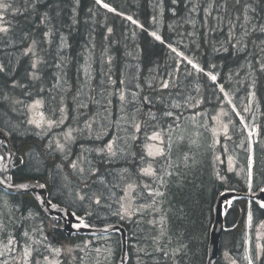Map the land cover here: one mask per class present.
<instances>
[{"label":"trees","instance_id":"16d2710c","mask_svg":"<svg viewBox=\"0 0 264 264\" xmlns=\"http://www.w3.org/2000/svg\"><path fill=\"white\" fill-rule=\"evenodd\" d=\"M23 1L24 0H10L9 3L15 2L20 6ZM26 1L28 5H32L33 0ZM161 1L163 10L161 16L162 30H160V27L157 25L158 8L153 6V0H103L104 3H108L111 7L115 8L117 12L126 16H131L132 19L143 26L142 28L135 26L118 14L104 10L97 5L94 0H79L78 4L76 0H38L36 6L38 9V17L37 19L28 21L26 27H30V30L41 31L38 36L35 35V39L39 43L38 53L49 62V65H51L52 61L56 58V51L60 44V35H64L69 45V47L64 50V55L70 57L65 71L68 73V77L72 82V84L68 83L72 88L71 92L75 91L77 88L79 69L83 59V52L86 50L85 48H87V45H90L91 48L95 45L94 54L92 52L93 58L95 57L94 84L97 81L96 78L100 75V60L105 61V73L109 71L106 57H102L101 55L105 47H107L108 54L114 57L110 67L111 75H114L116 79H119L121 73H125L127 70L129 53L131 52L132 55L136 57L135 60L141 68L140 81H142L141 86H143L141 93L151 96L154 102L159 103L160 100H164L170 104L174 97H178L182 93L185 94L186 89L191 88V83L194 84L191 79L195 77L200 84V96L202 97V101L198 107L199 111H204L206 109H210L211 112L215 111L217 102L212 97L214 93L211 92V88L215 89L214 92H217L216 83H218L224 86L225 91L228 93L229 100L251 127L252 124L244 111L245 103L242 100L244 93L241 94V90L239 89V86H242L240 83V75H235L236 71L242 66L245 56H247L250 51L247 50L245 53H242L241 51L232 49L224 43L227 38V28L224 26L217 29L215 32H207L206 35L204 28L198 30L195 35V37H197L195 42H197L199 46L197 47L195 45L196 43L192 44L191 49L187 51L188 54L194 53L197 55L196 58L193 59L198 62L205 72H211L217 75V82L214 84L205 74L201 72L197 73L196 70L187 66L186 68L191 75L185 78V82L181 83L180 78H177V80L173 82L179 85V88L160 90L158 80L161 76L166 78L168 73L175 70L176 60L178 59L165 44L175 45V36L180 31L187 33L186 27H182L181 25L187 14L186 5L188 4V0H177L176 5H173L171 0ZM202 1L203 3L206 2V0ZM233 3L234 0H229L230 11L232 10ZM245 3L250 4L251 8L255 9V12L252 13L254 22L257 21L256 23H260V20L264 16V0H242L241 6L238 9L241 13L243 12V4ZM173 8L176 10V15H173ZM73 9H75V13ZM45 12H48L51 16L56 29L51 46L42 42L43 32L45 30L42 28L43 25H39V20L41 16L40 13L44 14ZM154 17L155 20L153 19ZM18 19L20 20V16H18ZM74 20L75 23H73ZM241 20H243L242 15ZM175 22H177V24H174ZM211 23L214 24L213 21ZM173 24V28L171 30L168 29V26ZM109 27L112 28V33L106 41L104 37L107 35V29ZM154 31L165 40V44L156 41L148 33ZM27 37H29V39L26 41V45L30 41L32 35ZM251 40L261 41L264 40V36L259 33H253L248 38V49H254V44ZM220 41H223V47H221ZM216 43L221 47L218 51L214 49ZM225 48L228 50L225 51ZM40 49H44V51L41 52ZM251 52H253V50ZM5 53L8 56L7 58H12L10 57L11 52H8L7 49H5ZM24 57L22 61L17 63V67H14L15 63L9 66L8 73H11L10 76H6L7 74L3 73L0 74V86L3 93L9 94L12 89L10 87L4 88L3 83L5 80H9L10 77H14L18 82L28 86L26 89L20 88L21 99H29L24 96L25 91L32 92L33 95L31 98L34 99L36 98L35 92L38 90L39 85H34L28 78V72L31 71V56ZM257 58L258 57L253 56L252 61L256 65V84L254 91L256 102L261 108L259 129L260 136L262 137L264 134V72L259 71V65L255 63ZM213 65L215 67H213ZM13 68L15 70H13ZM54 69L55 68H52V71L51 67L43 68L45 80L49 84L53 82L51 80V74L55 71ZM151 72L155 75L152 81L154 88H147L144 85L143 77ZM186 84L187 86H185ZM17 89L19 88L13 89V91L19 96V91L16 92ZM217 93L220 98V93ZM69 100L70 99L66 98V101L72 107L73 103ZM6 103L5 100H0V114L4 116H2V118L6 117L5 119L8 122L9 117H7V115L9 116L10 111ZM228 109L229 112L225 121L229 122V127L228 130L219 137L216 145L211 147L207 146L204 149L199 146L193 147V142L191 146H189L187 144L188 141H185L172 144L171 151L169 152L173 164V168L171 169L173 175L167 176L168 182L166 183L163 192L164 195L161 199L162 209L164 211L162 225L167 228L164 231V235L160 234V237H172L173 241L171 246L179 248V253L176 258L178 264H206L209 234L214 220L213 207L218 193L224 189H233L239 192L247 191V136L241 128V132L243 133H241V135L244 136L245 144H243L242 147L238 146L236 139H239V136L236 131L241 126L231 109L229 107ZM153 110L155 111L156 109ZM89 114H91L90 111L87 115ZM169 121L168 118H164L161 114L159 121L160 125L165 126L169 124ZM231 123H233L232 126L234 129L231 128ZM0 128L2 127L0 126ZM9 134L10 143L17 153V166L12 176L13 183L16 184L26 180H37L46 186L49 196L54 203L70 208L64 197H53L52 193V179L56 177L54 173L57 167H54V164L60 162L61 165L65 162H62L63 158L59 152L53 150V148L52 150L47 149V147L43 148L44 141H40L41 139L39 140L38 136L32 134H27L26 136L18 135L16 132ZM32 150L35 152L34 156H37L40 160L37 169L34 168L36 164H32V162H30V157H27ZM136 150H138V147ZM157 159L161 161L160 158ZM148 160L151 161V158ZM253 163L254 180L252 191L264 185V149L258 144L255 145ZM130 164L134 167L133 163ZM97 166L100 169L98 176L106 177L109 175V172H112L115 165L101 164L98 162ZM33 169L36 171L38 170V172H33ZM107 171L109 172L107 173ZM0 196L9 199L7 207L5 206L7 200L4 198L0 199V210L4 212V215L0 214V217L7 216L4 224L0 222L2 226L5 225L8 227L7 225H10L11 230L14 231L15 229L18 230V232L21 227V231H23L22 229L26 222L24 221L21 223L18 219L24 216L27 217L26 214L33 212V214L35 213L38 215V221L40 220L39 225L42 226L44 230L50 228L59 243L72 244L75 243L74 241H81L88 238L78 235L67 238L47 216L41 213L37 202L29 194L9 195L0 190ZM249 206L253 217L251 229V234L253 235L256 225L264 221V210L260 209L255 202H250ZM246 207L247 201L242 199L237 200L232 204L231 208L224 216L225 230L220 237L218 258L213 264H224L220 255L224 250L228 249L234 256L243 251ZM77 214L82 215L81 212H77ZM88 221L89 224L96 227H101L106 223L102 220L93 221L88 219ZM120 224L125 228L128 235L127 264L149 263L148 260L144 262L137 256L138 252L135 244L140 240L137 239L134 234L135 230L133 229V224L128 221H120ZM143 225L144 224H141V226ZM157 232L159 233V231ZM16 236L18 237L17 234ZM113 236L115 237L113 241H117L116 249L117 251L119 250L118 254L120 255L119 235L113 234ZM162 254L159 256H162ZM254 264L264 263L260 261L257 262V260L254 259Z\"/></svg>","mask_w":264,"mask_h":264},{"label":"rangeland","instance_id":"374dc122","mask_svg":"<svg viewBox=\"0 0 264 264\" xmlns=\"http://www.w3.org/2000/svg\"><path fill=\"white\" fill-rule=\"evenodd\" d=\"M10 0H6V2L9 3ZM201 3H203L202 0H200ZM13 3V4H12ZM188 3V1H187ZM13 9H19L18 14H13L12 10L10 9L8 12L0 13L4 15L5 20L7 21V25L10 27V31L7 35L0 33V64H3L6 66L7 70H9V66L14 64V67L17 66V63L19 61H22L23 58V51L24 49L32 42L33 39H35V35H39L41 31H34L30 30V27H26V23L28 21H31L33 19H37L38 17V9L36 7V10L33 11L32 7L28 5L27 1L24 0L23 3L19 6L15 2H11ZM153 6H156L158 8V18L157 25L161 28L162 23V1L161 0H153ZM42 15V13H40ZM18 16H20V20L18 19ZM189 19L188 17V11L184 18V21L182 23V27H186L187 33L180 31L174 38L175 45L178 46V50L182 51L185 55H187L189 58H196L197 55L194 53L188 54L187 51L191 49V45L195 44L197 47L199 46L197 44L195 35L198 30H200L201 22L203 20V12H199L195 14V20H196V27L195 30L193 29V26L191 23L186 22ZM19 21V22H18ZM215 24V21H213ZM257 22V21H255ZM260 22H264V16L260 20ZM174 24H177L175 22ZM173 25H169L168 29H172ZM40 25V24H39ZM223 27V26H222ZM43 30H47V27L43 25ZM206 31V29L204 30ZM237 35L240 34V28L238 27L236 29ZM188 33H194L192 36H189ZM32 35L30 41L26 45V41L29 39L27 37L26 39L21 40V37ZM34 35V36H33ZM228 36V31H227ZM195 38V39H194ZM54 37H52V43H53ZM251 41H257L258 40H251ZM248 38L245 40V43L247 45L246 49L241 50L242 53H245V51H250V53L245 56L244 62L240 69L236 71L235 75H240L241 85L239 86V89L241 90V94L244 93L242 100L245 103L244 105V111L246 113V116L249 118L250 123L252 124L251 127L246 123L245 118L239 113V121L241 122L243 120V123L241 122V127L236 131V133L239 136V139H236V142L238 143V146L242 147L243 144H245L244 136L241 135V128L243 132L246 134V139L248 141V157L251 154L249 151V143L251 142V149L253 150V161H254V149L255 145L258 144L262 149H264V134L261 137L260 136V129H259V120L261 118V108L256 102V95H255V68L256 65L252 61V57L256 56L260 58L262 55L260 52V48L256 45H254V49H248ZM220 44H223V41H220ZM224 46V44H223ZM220 46L216 43L214 45V49L216 51L220 50ZM5 49H7L8 52H11L10 57L5 53ZM86 50L83 52V59L81 61L80 65V71H79V78L77 81V88L75 91H72V88L70 92L67 94V98L70 99L69 101L73 103L72 108L75 109L76 104L73 101V97L76 95L77 89L80 88V81H84L87 79L84 73V66H85V58H88V63L90 64V68L88 69L91 74V80L89 81V84L91 88L95 89L94 92L89 93V95L95 96L97 99L100 98L101 94V81L105 80L106 77L102 75V73H105L104 69V62L100 60V75L96 78V82L94 84L95 79V71H94V62L95 57L93 58L92 52L94 54V48H91L90 45H87ZM89 49H91V52H89ZM253 50V52H251ZM255 51V52H254ZM38 52V49H37ZM39 54V53H38ZM132 55V53H129L128 62H127V70L125 73H121V76L119 79H116L114 75H112V79L116 81L115 85H105L107 87L108 91L113 90H119L120 88H125L126 94L129 99H131V93L137 92L141 93V90H143V86H141V76L140 71L141 68L138 66L137 61L135 60V56ZM31 57V61H32ZM194 60V59H193ZM30 61V63H31ZM195 61V60H194ZM251 62V63H250ZM190 67L191 65L181 64L179 71L175 70L171 72V75H167L166 78H163L162 76L158 80V85L160 86V82L163 79L170 80L172 82H175L177 78H180L181 83L185 82V78L189 77L191 74H189V70L186 67ZM54 67H51V70ZM13 70H15L13 68ZM55 70V69H54ZM66 70V69H65ZM4 74H7L6 76H10L11 73H8V71ZM2 76V75H1ZM208 76V75H207ZM155 75L154 73H149L148 75H145L143 77L144 85L147 88H150L149 85H153L152 81L154 79ZM209 78V77H208ZM66 79L68 83L72 82L70 81L68 77V73L66 72ZM120 79H124L126 81V87L125 85H120L119 81ZM191 88L186 89L185 94H180L178 97H174L170 104L169 108L171 111L174 112V115L172 118H168L170 121L169 124H166L165 126L160 125V122L157 125L156 130L157 131H163L164 132V145L167 146L169 144L168 137H171V143L172 144H178L185 141H188V145L193 147L199 146L200 148H206L214 146L217 144V141L220 136H222V133H225L228 130L229 122H226L225 118L228 115L229 109V96L225 97L224 93H221L219 88L221 84H217V92L220 93L221 97L219 98V94L217 92H214L215 89L211 88V92L214 93L212 96L213 99L217 102V108L215 111L211 112L210 109H206L204 111H199L198 107L200 106V102L202 101V97L200 96V84L197 82V78L192 77ZM210 80V79H209ZM211 81V80H210ZM212 82V81H211ZM139 84L140 87L137 88L136 85ZM177 85V84H176ZM187 86V84L185 85ZM180 86L177 85V87L173 88H179ZM19 89L16 90L19 91ZM84 91L87 93L88 89L85 88ZM13 89L10 91L9 97H11L10 100L3 99V95L6 93L2 92L1 86H0V100H5L7 103V106L9 108L10 114L9 120L5 118H2L3 115L0 114V126L3 129V131H0V139L2 141L4 138L8 140L9 133L16 132L18 135H27L32 134L34 136H37L35 132L37 130L30 129V126L26 125L24 121L26 120V116L22 114L21 106L20 105H14L12 103V100L15 99H21V92L19 91V96L14 93ZM254 93V95H252ZM114 100V104L116 109L119 108L120 102L119 97L114 96L111 97ZM23 99V98H22ZM57 98V104H58ZM27 100V99H26ZM67 102V101H66ZM102 103L104 101H101ZM198 102V103H196ZM68 103V102H67ZM196 104V106H193V104ZM171 104H178L179 107L177 108H171ZM228 105V107H227ZM233 105V104H232ZM231 105V106H232ZM233 107V106H232ZM90 112L91 114L87 115L89 117L92 116L94 112L100 111L99 106L96 104L90 105ZM15 109V110H13ZM247 109V110H245ZM41 111H45V114L47 115V111L45 109H41ZM86 114L89 112V109L83 110ZM192 112V113H191ZM224 113H227V115H224ZM118 114V112H117ZM77 112L73 111L72 116H76ZM59 116V113L57 111V118ZM178 116V119H177ZM4 117V116H3ZM238 117V116H237ZM5 120V121H4ZM233 123H231V128ZM225 126H227V130H225ZM68 127L72 128H83V120L81 119L79 122L76 120H68L65 122V125L55 128L51 135H44V136H38L40 141L43 142V148H46L49 145L50 140H52L51 148L55 150V142L54 137L61 134L62 131H66ZM99 127V125H97ZM7 131H6V130ZM254 129V131H253ZM5 130V131H4ZM110 132H115V125L111 129H109ZM148 134L151 135L152 129L149 128ZM7 132V134H5ZM251 132V135L249 133ZM243 134V133H242ZM74 135L77 137L76 141L71 144V155H68L67 157L60 153L62 156L64 163L60 165V162H56L54 164V167L60 166L59 168H55V176L52 179V193L53 197H64L65 201L69 204L68 209L73 210L74 214L78 216V218L87 220L91 219L93 221L95 220H102L105 223L103 226H109L110 224L118 223L120 224V221H128L133 224V229L135 230L134 234L136 235L137 239L140 241L135 244L136 250L138 252L137 256L142 259L144 262L148 260L149 263L147 264H178L177 261V255L179 253L178 247H172V237H160L161 230L163 228V232L166 230V226L162 225V222L164 220V211L162 209V203L161 199L162 197L157 198L158 199V207L161 209L160 211H153L151 209H142L139 207L140 203H143L144 201H133L131 203L129 211L133 214L130 217H126L125 219L121 220L119 216L113 215L115 211L119 209V204L116 203V199L118 197L123 196L124 193L122 191L124 181H118L117 173L121 169H128V173L126 174V179L128 182L134 181L136 179V176L138 175V167L139 160L136 161L134 167L130 163L131 161L125 162L124 160L117 159L113 161L111 164H114L112 172H109V175L104 177L106 178V181L108 183V187L112 190L115 195H110L108 189H105L103 185L97 183L95 186V192L97 195H101V204L97 205L95 203H89V202H81L77 199H75V189L77 187L83 188V184L79 181L76 175L72 174V170L68 167V164L71 160L76 159L77 155L81 153V145H83L86 148H96L101 147L104 144H107L108 140L111 139V135L104 137L102 141L95 140L94 136L93 139L88 140L85 138V136H81L80 133H74ZM123 135V133H121ZM166 138V139H165ZM60 139L63 142V136L60 135ZM234 139V137H233ZM232 139V142H233ZM238 140V141H237ZM145 141L143 140V137L141 138V145L138 147V150L135 151L140 152L143 144ZM153 144L154 147L161 146L159 145V142H148ZM1 147V145H0ZM233 147V146H232ZM47 149H49L47 147ZM34 150L31 151L27 155V157H30V162L32 164H36V168L39 166V158L37 156H34ZM86 155L89 156V158L94 160V164L98 165V158L96 157V153L93 151L91 153H86ZM169 155V153H168ZM170 156V155H169ZM15 158V153H14ZM149 159V158H148ZM145 161L144 165L141 166H147V163L151 162L149 160ZM172 161V160H171ZM66 163V164H65ZM248 163V158H247ZM107 164V163H105ZM109 165V164H107ZM154 167L156 169L166 168L167 165L165 164V160L161 159V161H158L154 164ZM33 172H38L35 169L32 170ZM68 176V180H65L64 177ZM101 177V176H100ZM165 184L163 187L160 188V191L164 192L167 181V176L164 177ZM13 180V177H12ZM69 181H71V185L69 184ZM20 183H38L37 180H29V181H23ZM89 183H91V180H89ZM119 183L118 187L112 188L113 184ZM141 188L143 187L144 183L152 184L153 187H158V181L156 183H153L152 178L150 177H144L142 180L138 181ZM44 185V184H43ZM46 188V186H45ZM47 190V188H46ZM48 193V191H47ZM29 194V193H28ZM30 195V194H29ZM147 195L145 191V196ZM33 199L34 197L30 195ZM52 197V196H51ZM6 199L5 197L0 196V199ZM107 198V199H106ZM48 199L50 200V196L48 193ZM5 206H8V200L6 199ZM52 201V199H51ZM53 204H56L52 201ZM148 203H151V199H148ZM38 206L39 203L37 202ZM58 205V204H56ZM60 206V205H58ZM63 207V206H61ZM40 211L42 214L45 212L42 210V208L39 206ZM66 208V207H64ZM77 212H81L82 215H78ZM247 212V211H246ZM90 213V214H89ZM0 214L4 215V212L0 210ZM46 214V213H45ZM44 214V215H45ZM27 217H21L18 219V221L26 222L23 226V231L18 232V230H11V226L7 225H0V264L2 262L6 261L7 264H24V248L26 245L30 246L32 249V255L29 257L28 264H117L118 260V253L116 249L117 241H113L115 237L112 234H109L107 236H91L89 238L83 239L81 241H74L75 243L72 244H64L59 243L57 241V238L55 234L51 231V229L44 230L42 226L39 225L38 221V215L33 214V212H30V214H26ZM47 216L52 223H54V218ZM248 215H246L247 217ZM7 217V216H6ZM6 217H0V222L4 224V221ZM61 221H58L57 225L58 227L61 226ZM55 224V223H54ZM141 224H144L141 226ZM264 222H260L256 225L254 228L253 235L249 234L247 230L251 229V222H248V220H245V241L243 246V251L238 253L237 255H232L229 250H224L220 253L221 260L224 264H248L247 259H245L246 256L255 257V254L257 253V245H260L261 248H264V226H262ZM84 225L89 226L88 223L84 222ZM91 226V225H90ZM13 227V225H12ZM95 227V226H91ZM159 231V233L157 232ZM25 232L28 233V237H26L24 234ZM156 232V233H155ZM18 235V237L16 236ZM73 235H77L76 233ZM84 236V235H81ZM31 237V239H29ZM9 238H13V244L9 245L8 240ZM161 238V239H160ZM160 239V240H159ZM128 240V237H127ZM35 241V243H34ZM87 243V247H85V244ZM151 246V247H150ZM139 247V248H138ZM14 249V250H13ZM56 249H59V254L55 251ZM97 249H99V252H97ZM159 249V250H158ZM238 250V249H237ZM163 253V254H162ZM166 253V254H165ZM162 254V256H159ZM235 254V253H234ZM44 257H48V260H45ZM239 261V262H238ZM260 261L264 263V253L261 254V258L257 260V262ZM140 262V261H139Z\"/></svg>","mask_w":264,"mask_h":264},{"label":"snow or ice","instance_id":"6c2138e0","mask_svg":"<svg viewBox=\"0 0 264 264\" xmlns=\"http://www.w3.org/2000/svg\"><path fill=\"white\" fill-rule=\"evenodd\" d=\"M77 4L79 0H76ZM242 0H234L232 5V10L229 8V0H206L205 3H201L200 0H188L186 5L188 11L189 19L186 21L191 23L193 29L196 27L195 14L203 12V20L201 22V27L206 29L205 35L207 32H215L217 29L222 26L227 28L228 36L224 43L230 46L236 51H241L246 49L247 45L245 40L249 38L253 33H259L264 36V22L256 23L252 13L255 12L254 8H251L250 4H243V12L238 11L241 6ZM38 0H33L32 9L36 10ZM173 5L177 4V0H171ZM97 5H101L110 12H116V9L111 7L108 3H104L103 0H96ZM12 10L13 14L19 13V9H13L12 4L6 2V0H0V13L8 12ZM75 13V9H73ZM173 15H176V10L172 9ZM58 14V13H57ZM122 15V13H117ZM241 15L243 20H241ZM128 20H131L133 24H136L137 21L133 20L131 16L127 17ZM155 20V17L153 18ZM215 21V24L211 23ZM40 25L47 27V30L43 32L42 42L51 46L52 37L56 31L55 25L52 22V18L48 12H45L40 16L39 20ZM75 23V20L73 21ZM7 21L5 20L4 15L0 14V33L7 35L10 31V27L6 26ZM140 27H143L140 25ZM240 28V34L237 35V28ZM112 33V28L107 29V35L104 39L107 41L109 36ZM194 33H188L189 36H192ZM155 40L160 41L161 44H165V40L157 34V32L150 33ZM26 34L21 37V40L26 39ZM60 44L56 51V58L52 61L51 65L49 62L44 59L42 55H39L37 52L39 43L36 39H33L30 44L24 49V56H31L33 59L31 61V71L28 72V78L34 85H39L38 90L35 92L36 98H31L33 93L29 91L24 92V96L29 99H15L12 100L14 105H20L22 114L26 116L24 123L30 126V129L37 130L35 134L37 136L51 135L55 128H59L65 125V122L72 119L79 122L83 120V128H72L68 127L66 131H62L61 134L55 136V150L64 154L66 157L71 155L70 146L73 144L77 137L74 133H80L81 136H85L86 139L91 140L93 136L95 140L102 141L104 137L111 135V139L108 140L107 144H104L101 147L96 148H86L81 145V153L77 155L76 159H73L69 162L68 167L72 170V174L76 175L83 188L77 187L75 189V199L83 202L95 203L97 205L101 204V195H97L95 192V186L97 183L104 186L105 189H108L110 195H115L112 190L108 187L106 178L98 176L100 171L99 167L94 164V160L89 158L86 153L95 152L98 162L103 164H111L117 159L124 160L125 162L131 161L133 164L139 160L138 175L134 181L128 182L126 179V174L128 169H121L117 173L118 181H124L122 191L123 196L116 199V203L119 204V209L113 213V215L119 216L121 220L126 217H130L133 213L129 211L131 203L133 201H144L140 203L139 207L142 209H151L153 211H160L158 207L159 197H163L164 193L160 191V188L165 184V176L173 175V164L168 153L171 151L172 143L171 137L169 136V144L165 147L164 145V132L157 131V125L160 121L161 114L164 118H172L174 112L170 110L169 104L167 101L160 100L159 103L154 102L151 96L143 95L142 93L132 92L131 99L128 98L125 88H120L119 90L108 91L105 85H115L116 81L112 79L111 75V64L114 60V57L108 54V48L105 47L104 51L101 53L102 57H106V63L109 65V71L107 73H102L106 77L105 80L101 81V94L100 98L97 99L95 96L89 95V93L94 92L95 89L91 88L89 81L91 80V74L89 72L90 64L88 63V58H85L84 73L87 79L80 81V88L77 89L76 95L73 97V101L76 104L75 109L71 107L66 102L67 94L70 92L71 88L66 79V71L68 61L70 57L64 55V50L69 47L67 44L66 38L63 34L60 35ZM253 44L260 48V52L264 54V40L253 41ZM93 48L95 45L92 46ZM167 47L172 53H175L178 59L176 60V70L179 71L180 65L186 64L191 65L192 69H195L197 73L203 72L204 69L201 68L198 62L194 61L192 58H189L182 51L178 50V46H173L168 44ZM223 47V44H221ZM225 51L228 49L225 48ZM44 51V49H40ZM91 52V49H89ZM105 62L102 60V63ZM251 63V62H250ZM255 63L259 65V71L264 72V55L255 60ZM54 67L55 71L51 74L52 83H47L45 80V74L43 68ZM213 67H215L213 65ZM8 70L5 65L0 64V74L6 73ZM190 74V73H189ZM208 75L209 79L215 84L217 82V75L211 72L205 73ZM171 75V73H168ZM10 80V82H9ZM9 80H5L3 83L4 88H21L26 89L28 86L24 83L18 82L14 77H10ZM120 85H125L126 81L120 79ZM137 88L140 87L139 84L136 85ZM150 88H154L153 85H149ZM177 87L172 81L163 79L160 82V90H166L169 88ZM87 88L88 92L86 93L84 89ZM155 90V89H154ZM221 93H224L227 97L228 93L225 91L223 85L219 88ZM119 97V108L116 109L114 100L111 97ZM254 95V93H252ZM57 98L58 104H57ZM3 99L10 100L7 94L3 95ZM101 101H104L103 103ZM198 103V102H196ZM96 104L99 106L100 111L94 112L91 117L83 111L84 109L91 110L90 105ZM193 106H196L194 103ZM179 107L178 104H171V108ZM45 109V111H41ZM153 109H156L155 111ZM15 110V109H13ZM247 110V109H245ZM57 111L59 116L57 118ZM72 111H76L77 115L72 116ZM235 111V108H233ZM118 112V114H117ZM227 115V113H224ZM178 119V116H177ZM243 123V120L241 121ZM99 125V127H97ZM115 125V132H110ZM151 128V135L148 134V129ZM227 130V126H225ZM3 131V129H0ZM254 131V129H253ZM123 133V135H121ZM7 134V132L5 133ZM60 135L63 136V142L60 139ZM251 135V132L249 133ZM145 143L143 144L141 151H135V148L141 145V138ZM52 140H50L49 145L47 146L49 150H52ZM148 142H159L158 147H154L153 144ZM249 151H251V142L249 143ZM151 158V162L147 163V166H141L145 164V161ZM164 159L166 168L156 169L154 164L158 162V159ZM0 159H3L0 157ZM60 167L59 165L57 166ZM144 177H150L153 180V183L158 181L159 186L153 187L152 184L144 183L141 188L138 181L142 180ZM248 186L251 191L254 173H253V157L249 155L248 157ZM65 180H68V176L64 177ZM91 180V183H89ZM71 181L69 184L71 185ZM0 185H4L7 188L15 187L17 189H25L28 187L26 184L13 185L11 183V177H6L0 179ZM119 183L113 184L112 188L118 187ZM40 188H44L45 185H39ZM145 191L147 195L145 196ZM261 193H264V188L260 189ZM39 198V197H38ZM151 199V203H148V199ZM107 199V198H106ZM256 203L259 204L260 209H264V198L257 199ZM55 207V205H53ZM90 214V213H89ZM253 219L252 212L249 211L248 220L251 222ZM83 224V220H81ZM78 225L77 227H79ZM87 227L88 225H83ZM264 226V224H262ZM112 225L107 226L103 231H108V228H111ZM28 237V233L24 234ZM161 235H164L163 228L161 230ZM31 239V237H29ZM13 238H9L8 244H13ZM35 243V241H34ZM87 247V243L85 244ZM258 251L255 254V257L246 256L248 264H254V259L259 260L261 254L264 253V248H261L260 245L256 246ZM14 250V249H13ZM159 250V249H158ZM59 254V249L55 250ZM99 252V249H97ZM166 254V253H165ZM32 255V249L30 246L26 245L24 248V264H28L29 257ZM45 260H48V257H44ZM2 264H7L6 261Z\"/></svg>","mask_w":264,"mask_h":264},{"label":"water","instance_id":"95a60500","mask_svg":"<svg viewBox=\"0 0 264 264\" xmlns=\"http://www.w3.org/2000/svg\"><path fill=\"white\" fill-rule=\"evenodd\" d=\"M26 184V183H20ZM19 185V184H17ZM25 189H17L15 187L7 188L4 185H0V188L8 193V194H30L34 197V200L39 203V206L42 210L52 218H54V223L57 224L58 221H61V226L58 227L59 230L67 237L71 238L73 234H77L78 236H97V235H107L109 233H118L120 237V255L117 260V264H127L128 255H127V233L123 226L119 224H112L111 228H108V231H103L104 227H91L90 225L85 227L84 222L88 223L87 220H83L78 218L74 212L68 208H64L53 204L51 200L48 199V193L46 188H40L38 183H29ZM15 186V185H14ZM31 187V189H28ZM34 188H36L41 198H37L34 194ZM264 188V186L260 187L256 192L257 195H249L245 193H238L235 191H222L218 194L216 202L214 204V220L211 225L210 234H209V242H208V255L206 259V264H213L214 261L218 257L219 251V241L221 234L224 230V216L225 212L228 211L230 207V203L236 199H246L249 198L256 202L257 199L264 198V193L260 192V189ZM42 200H45V204H43ZM53 205L55 207L53 208ZM81 220H83V224H81ZM78 224L83 226L79 231H76L72 228V225Z\"/></svg>","mask_w":264,"mask_h":264},{"label":"bare ground","instance_id":"6f19581e","mask_svg":"<svg viewBox=\"0 0 264 264\" xmlns=\"http://www.w3.org/2000/svg\"><path fill=\"white\" fill-rule=\"evenodd\" d=\"M181 2V1H180ZM146 3V2H145ZM186 10V9H185ZM17 67V66H16ZM53 71V70H52ZM9 96V95H8ZM263 161V160H262ZM28 189H31V187H29ZM34 194H35V196H37V198L39 197V198H41V196H40V193H39V191L36 189V188H34ZM257 193L258 192H256V191H254V192H251L249 195H251V194H253V195H257ZM245 201H247V207H250L249 205H250V202H255V201H253V200H251V199H249V198H246V199H244ZM42 202H43V204H45L46 202H45V200H42ZM256 203V202H255ZM257 204V203H256ZM258 206H259V204H258ZM54 208V207H53ZM262 210H264V209H262ZM226 214H227V212H225ZM225 214V215H226ZM78 226V224H74V225H72V228L74 229V230H76V231H79L80 230V228H82L83 226H79V227H77ZM107 227V226H106ZM127 237H128V235H127ZM209 242V241H208ZM219 243H220V241H219ZM128 247V246H127Z\"/></svg>","mask_w":264,"mask_h":264},{"label":"built area","instance_id":"2783aa9c","mask_svg":"<svg viewBox=\"0 0 264 264\" xmlns=\"http://www.w3.org/2000/svg\"><path fill=\"white\" fill-rule=\"evenodd\" d=\"M7 168H8L7 163L6 164H2V163L0 164V170L6 171ZM6 176H7V174H6Z\"/></svg>","mask_w":264,"mask_h":264}]
</instances>
